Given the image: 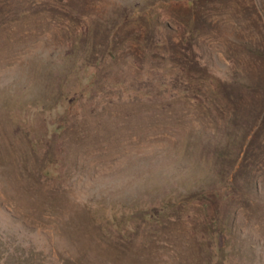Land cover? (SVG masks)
I'll use <instances>...</instances> for the list:
<instances>
[{
    "label": "rangeland",
    "instance_id": "obj_1",
    "mask_svg": "<svg viewBox=\"0 0 264 264\" xmlns=\"http://www.w3.org/2000/svg\"><path fill=\"white\" fill-rule=\"evenodd\" d=\"M0 264H264V0H0Z\"/></svg>",
    "mask_w": 264,
    "mask_h": 264
},
{
    "label": "trees",
    "instance_id": "obj_2",
    "mask_svg": "<svg viewBox=\"0 0 264 264\" xmlns=\"http://www.w3.org/2000/svg\"><path fill=\"white\" fill-rule=\"evenodd\" d=\"M84 82H86V81H84ZM80 83H82V81H80ZM60 109H61L60 107L56 109V111H58L57 113L62 112ZM34 110H35L34 107H31L27 111H23V108H22L19 111V113L25 114L24 115L25 118L28 119V117L31 116V112L34 111ZM52 112H53V110L51 111V113ZM24 116H23V118H24ZM58 129H61V125L57 124L56 121H53V122H50V123L45 121V134L46 135H48V133L50 131H55V130H58ZM32 144H34V142ZM45 163L46 164L45 165L43 164V166L40 169V174L42 176H44V177H47V176L52 175V173L56 171L55 168H56L58 162H57V160H46ZM173 201L174 200L171 197H168V198H166L164 200L163 203H161L155 209L149 208L148 206H143L142 207V216H143V218L146 219V220H152L158 215H163V213H165L168 210V206L171 205L173 203Z\"/></svg>",
    "mask_w": 264,
    "mask_h": 264
}]
</instances>
